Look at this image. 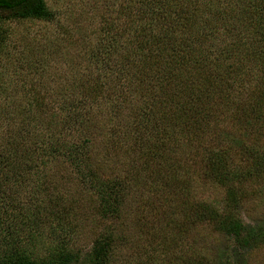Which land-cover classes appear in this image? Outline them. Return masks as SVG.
<instances>
[{"label": "trees", "instance_id": "trees-1", "mask_svg": "<svg viewBox=\"0 0 264 264\" xmlns=\"http://www.w3.org/2000/svg\"><path fill=\"white\" fill-rule=\"evenodd\" d=\"M86 4L24 78L7 23L54 14L0 11V69L25 82L0 86V264H110L134 212L221 236L182 264H264V0ZM82 212L116 220L88 251Z\"/></svg>", "mask_w": 264, "mask_h": 264}, {"label": "rangeland", "instance_id": "rangeland-1", "mask_svg": "<svg viewBox=\"0 0 264 264\" xmlns=\"http://www.w3.org/2000/svg\"><path fill=\"white\" fill-rule=\"evenodd\" d=\"M47 8L54 14L51 21H40L27 19L22 21H11L7 23L8 33L18 45L10 43L5 47L6 52L25 45L30 47V52L20 50L23 63L24 78L26 68L28 66V57L32 58L33 62L40 61L43 57L42 46L46 42L54 43L59 40L64 34L61 32L60 24L64 23L70 28L74 25L73 18L79 9L87 6L86 0H44ZM60 12H66V15L61 18ZM60 22V23H59ZM71 25V26H70ZM65 37V36H64ZM72 39L74 35H71ZM46 45V44H45ZM12 47V50H11ZM9 60L11 67L14 64L13 58ZM3 67L5 61L2 60ZM0 69V86H23L24 81H13V70L5 71ZM34 69V68H33ZM7 73L5 78L2 76L4 71ZM60 71L58 66H54L52 71ZM27 85V84H26ZM5 130L0 131L3 133ZM212 189V188H211ZM208 194V193H207ZM218 198L222 199V194L218 193ZM83 211V210H82ZM87 216V217H86ZM86 217V218H85ZM80 218L89 226L84 231V236L76 242L77 248L88 251L92 246L94 238L101 232H105V228L114 226L116 220L101 221L99 218L91 220L86 212H82ZM173 219L172 221H169ZM182 217L176 215L170 218L162 219L161 216L152 217L150 215L138 216L137 213L125 215L119 222L116 223L118 228L113 229V249L111 252L110 264H182L185 258L186 249L188 246L197 252L205 241L210 246H216L221 240V236L214 234L207 226L200 225L197 228L185 227L181 222ZM176 224V225H175ZM184 227H183V226ZM115 228V227H114ZM254 260L264 263V248H260L253 253Z\"/></svg>", "mask_w": 264, "mask_h": 264}, {"label": "flooded vegetation", "instance_id": "flooded-vegetation-1", "mask_svg": "<svg viewBox=\"0 0 264 264\" xmlns=\"http://www.w3.org/2000/svg\"><path fill=\"white\" fill-rule=\"evenodd\" d=\"M15 3H17V0H0V11L9 10Z\"/></svg>", "mask_w": 264, "mask_h": 264}]
</instances>
